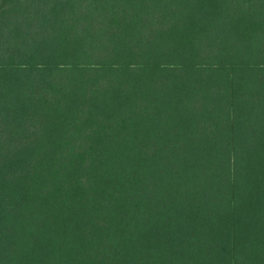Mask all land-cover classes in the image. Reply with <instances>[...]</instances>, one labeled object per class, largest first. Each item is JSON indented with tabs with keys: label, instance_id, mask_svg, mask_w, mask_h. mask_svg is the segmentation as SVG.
<instances>
[{
	"label": "trees",
	"instance_id": "obj_1",
	"mask_svg": "<svg viewBox=\"0 0 264 264\" xmlns=\"http://www.w3.org/2000/svg\"><path fill=\"white\" fill-rule=\"evenodd\" d=\"M0 264H264V0H0Z\"/></svg>",
	"mask_w": 264,
	"mask_h": 264
}]
</instances>
